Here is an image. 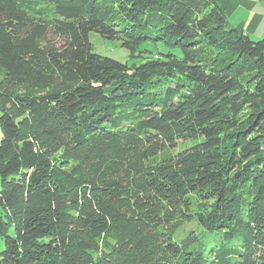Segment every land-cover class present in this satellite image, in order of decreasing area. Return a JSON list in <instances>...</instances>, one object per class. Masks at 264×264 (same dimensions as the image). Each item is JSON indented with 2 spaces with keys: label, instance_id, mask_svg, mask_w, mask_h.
<instances>
[{
  "label": "trees",
  "instance_id": "16d2710c",
  "mask_svg": "<svg viewBox=\"0 0 264 264\" xmlns=\"http://www.w3.org/2000/svg\"><path fill=\"white\" fill-rule=\"evenodd\" d=\"M231 1L0 0V264H264V38Z\"/></svg>",
  "mask_w": 264,
  "mask_h": 264
},
{
  "label": "rangeland",
  "instance_id": "374dc122",
  "mask_svg": "<svg viewBox=\"0 0 264 264\" xmlns=\"http://www.w3.org/2000/svg\"><path fill=\"white\" fill-rule=\"evenodd\" d=\"M89 40L94 47V51L102 56L112 58L121 63H127L131 66L139 65L149 59H157L160 57L162 51H167L163 44L147 43L141 48L135 49L133 52L122 48L119 41H110L104 39L100 34L91 32ZM0 128V140H1ZM188 145H181L175 152L181 150ZM4 249V241L0 239V251Z\"/></svg>",
  "mask_w": 264,
  "mask_h": 264
},
{
  "label": "crops",
  "instance_id": "0c3cea01",
  "mask_svg": "<svg viewBox=\"0 0 264 264\" xmlns=\"http://www.w3.org/2000/svg\"><path fill=\"white\" fill-rule=\"evenodd\" d=\"M226 16L232 27L251 39L264 38V0H232Z\"/></svg>",
  "mask_w": 264,
  "mask_h": 264
}]
</instances>
